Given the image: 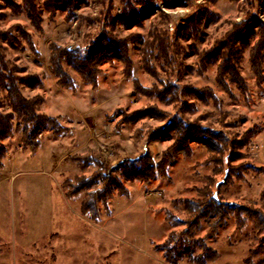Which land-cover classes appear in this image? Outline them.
Here are the masks:
<instances>
[{
    "label": "rangeland",
    "instance_id": "rangeland-1",
    "mask_svg": "<svg viewBox=\"0 0 264 264\" xmlns=\"http://www.w3.org/2000/svg\"><path fill=\"white\" fill-rule=\"evenodd\" d=\"M190 1L188 6L178 8H167L163 0H155L153 4L147 1L143 10L152 11L150 16L143 19L141 25L127 27L122 21L124 12L121 0H113L112 4L109 0H79L72 20H67L65 13H58L54 22L49 23L48 15L44 13L43 34L30 24L25 14L14 15L8 8L0 9V13H3L0 30H7L15 24L24 25L33 35L40 52L37 57L28 50L21 52L0 41L6 47L9 63L24 69L20 76L37 74L43 79V87H23V94L28 98L36 95L43 97L39 113L53 117L61 115L60 123L64 127L68 124L66 128L77 129V139H74L75 134L69 132L54 135L47 130L40 133L38 140L41 146L35 154L23 147L22 135L19 133L4 142L7 155L5 167L0 170V264H130L133 254L138 256L137 262L145 264L144 249L129 245L127 231L146 229V234L157 239V243L160 239L163 242L171 230L165 221L167 213L173 211L175 216L185 219L183 199L199 197L197 190L204 187L207 177L212 175L213 165L206 162L208 153L192 144V156H177L170 168L168 181L158 177L148 184L125 181V187L131 191L130 196L115 193L110 198V206L119 214L112 222L102 226L81 216L75 197H65L60 185L62 180L75 175H91L99 167L93 163L81 170L80 164L68 159L69 156H84L91 152L107 174H110L114 165L138 158L146 149L157 165L163 151L173 144L172 140L147 144L145 137L135 138L137 130L144 136L150 129L164 126L167 123L165 120L150 117L125 124L120 130L115 129L123 112L131 113L152 104L169 114H174L176 109L174 105H166L157 99L138 97L133 92L131 81L123 78L119 62L101 65L99 89L95 92L77 77L78 88L75 92L59 88L56 78L49 73L50 43L75 52L77 50L81 57L90 56L101 38L108 12H111L114 22L112 26L106 27L111 36L125 38L130 34H138L147 38L155 28L169 31L176 60L175 69L180 70L177 77L174 76V81L179 80L181 85L213 87L223 101L221 109L212 105H200L187 118L193 121L201 117L203 125L221 131L227 140L239 139L247 130L259 127L260 130L251 143L238 150L247 157L235 164L248 162L256 167L264 166V83L262 88L255 84L248 63V50L243 55L240 70L249 92L242 95L233 87L232 94H229L216 85L215 66H211L205 76L189 72L187 66L196 63V55L188 47L190 41L181 40V32L189 15L209 10L217 14L219 19L204 28L202 41L197 44V49L201 51L209 48L215 39L223 37L233 22L239 23L244 19L246 0ZM254 11L264 22L263 0L255 4ZM140 50L139 41L132 44L134 76L147 87L161 80L166 81L167 75L163 71L159 79L151 78L145 73L141 68ZM115 112L117 115L114 119L106 118ZM209 114L211 115L208 116ZM244 175L243 180L235 179L224 188L221 198L242 204L253 203L254 200L257 207L264 210V174L259 175L250 167ZM99 208L102 215L107 212L104 207ZM185 227L178 224L174 229L180 232ZM206 229L207 223L203 222L196 237L204 236ZM138 237L139 235L137 240ZM263 237L264 231L256 230L252 225L238 232L234 219L230 218L215 237L207 239V244L221 254L222 261H225L224 255L231 249L240 257L247 255L251 260L250 264H263L264 246L260 244ZM258 246L262 247V252L252 257L250 251ZM221 259L210 264H217ZM180 264L191 263L183 260Z\"/></svg>",
    "mask_w": 264,
    "mask_h": 264
},
{
    "label": "trees",
    "instance_id": "trees-1",
    "mask_svg": "<svg viewBox=\"0 0 264 264\" xmlns=\"http://www.w3.org/2000/svg\"><path fill=\"white\" fill-rule=\"evenodd\" d=\"M78 1L0 0V9L8 8L14 15L25 14L30 24L43 34L44 13L48 15L49 23L54 22L58 13H65L67 20H72ZM109 1L110 4L113 3V0ZM147 1L151 4L155 2V0H121L124 12L122 21L127 27L141 25V21L150 16L152 11L143 10ZM163 1L167 8L184 7L191 3L190 0ZM238 1L240 0H230V2ZM259 2L260 0H246L244 19L239 23L233 22L223 37L215 39L209 48L201 51H198L197 44L202 41L204 28L216 22L219 16L209 10L189 15L185 21L186 26L181 32V40L190 41L188 47L196 55V63L187 66L190 73L205 76L209 68L215 66V83L219 88L232 94L234 87L242 95H246L249 87L241 73L240 63L245 51L248 50L250 72L254 76L255 84L262 88L264 22L254 11L255 4ZM110 8L112 10L113 5ZM2 17L3 13H0V18ZM106 17L96 50L88 57H81L77 50L75 52L73 49L61 48L50 43L49 73L56 78V85L59 88L75 92L78 88L77 77L95 92L99 89L101 65L119 62L122 65L123 78L131 81L133 92L138 97L157 99L166 105H174L176 109L174 114H169L159 109L156 104H152L131 113L123 112L115 129L120 130L125 124H132L150 117L165 120L167 123L164 126L150 129L144 136L140 130H137L135 138L145 137L147 144L164 140H172L173 144L163 151L157 165L154 164L151 153L146 149L138 158L127 159L114 165L110 174H107L97 157L91 152L84 156H69L68 159L80 164L81 170H85L93 163L99 167L91 175L82 174L68 178L63 186L67 190L66 195L81 197L82 212L97 216L100 213L99 206L108 207L110 198L115 193L120 196L129 194V190L124 185L125 181L148 184L156 177L168 181L170 168L177 156L191 157V145L196 144L208 153L206 162L213 165L212 175L207 177L204 187L197 190L199 197L183 199L185 219L178 218L173 211L167 213L165 221L171 230L163 242L155 244V249L169 264H180L183 260L191 264L214 262L219 258V252L207 244V239L215 237L228 219H234L235 229L238 232L245 230L248 225H252L256 230L264 231V210L254 204L225 201L220 196L222 190L231 185L235 179L243 180L244 172L248 168H254L259 175L264 174V166L256 167L248 162L235 164L247 157L238 150L247 147L260 128L253 127L243 133L239 139L227 140L221 131L203 125L201 117L190 121L187 115L195 113L200 105H212L216 109H221L223 101L217 96L213 87L181 85L179 80L174 81V76L177 77L180 70L175 69L176 60L173 44L170 41V32L163 28H155V31L149 33L147 38L138 34H130L125 38L111 36L106 30L107 26L114 24L111 12H108ZM0 41L6 42L14 49L18 48L21 52L28 50L37 57L40 55L33 35L22 24H15L4 31L0 30ZM136 41L141 43V68L154 79H159L163 71L167 75L166 81L161 80L147 87L134 76L135 63L131 58V46ZM21 72H24V69L9 63L6 47L0 44V170L5 167L4 160L7 155L4 142L15 133L22 135L23 147L35 154L41 146L38 140L40 133L47 130L54 135L70 132V129L60 123L59 117L38 112L44 101L43 97L36 95L28 98L23 94V87H43V79L37 74L20 76ZM116 115L117 112L106 118L111 120ZM203 222L207 223L205 234L202 237H196V232L202 227ZM178 224L185 225V229L177 232L174 227ZM260 244L264 246V237ZM262 247L252 249L250 251L252 257L261 253ZM262 262L264 264V261ZM247 263H251L250 258H247Z\"/></svg>",
    "mask_w": 264,
    "mask_h": 264
},
{
    "label": "crops",
    "instance_id": "crops-1",
    "mask_svg": "<svg viewBox=\"0 0 264 264\" xmlns=\"http://www.w3.org/2000/svg\"><path fill=\"white\" fill-rule=\"evenodd\" d=\"M54 117H59L60 121H62V116L61 115L54 116ZM69 126H71V124H69ZM65 127H68V124ZM112 128L114 129V127H112ZM70 129H71V131L69 132V134H75L77 129L76 130L74 128H70ZM78 137H80V136H78ZM74 139H77L76 134H75V138ZM62 174L63 173H61V175ZM67 179L68 178H65L60 183L61 188L63 189V193L65 194L66 198H68V196L66 195L67 190L63 186H64V183H65V181ZM128 190H129V194H127L126 196H130L131 191H130V189H128ZM69 198H72V197H69ZM75 198H76L75 200H77V206L79 208V212H80L81 216H83L85 218H88L89 221H91L92 223L94 222L95 224H100L102 226L105 223L112 222L114 220V218H116L117 215L119 214V213H115L113 211V207L110 206L111 205L110 202L108 204V207H104L107 210V212L103 214L104 216L102 215V213H103L102 210H100V213L98 212L99 215H97V216H92V215H89L88 213L84 214L82 212V198L81 197H75ZM263 202H264V200H263ZM249 203L250 202H248V204ZM250 204H254L257 207V205H256L254 200H253V203H250ZM109 206H110V208H109ZM160 227H161V225H160ZM127 233H128L129 245L138 246L139 248L144 249V251H145L144 252V256L146 257L145 258L146 261H143V262L145 264H169V263H166V261L164 260L162 254L155 249V244L157 243L158 240L157 239L154 240L155 238H153L150 235H147L146 234L147 233L146 229H138V230L137 229H130V230L127 231ZM138 235H139V237H138L139 240L136 239V237ZM161 241H162V239H160V242ZM139 251L141 252L142 250H139ZM234 252L235 253H233V250L229 249V252L228 253L226 252L225 255H224L225 261H222V259H221L222 256H221V254H219V258L216 261H218L219 259H221V261L219 263H217V264H221V263L222 264H248L247 262L246 263L244 262V260L247 261V258H248L247 255L240 257V255L237 254L236 251H234ZM130 261H131L130 264H136V263L140 264V262H137L138 261V256H134V254L131 255ZM216 261H214V262H216Z\"/></svg>",
    "mask_w": 264,
    "mask_h": 264
}]
</instances>
